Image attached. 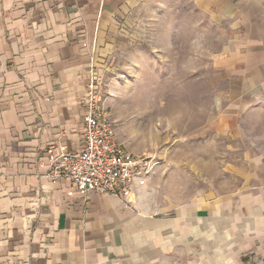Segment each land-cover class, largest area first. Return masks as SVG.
Segmentation results:
<instances>
[{"label": "crops", "instance_id": "1", "mask_svg": "<svg viewBox=\"0 0 264 264\" xmlns=\"http://www.w3.org/2000/svg\"><path fill=\"white\" fill-rule=\"evenodd\" d=\"M138 1L0 0V264H246L264 255L258 171L168 211L144 189L125 205L42 175L46 145L81 147L90 69L100 77V50ZM195 2L239 28L226 58L239 73L230 100L251 87L264 100V0Z\"/></svg>", "mask_w": 264, "mask_h": 264}, {"label": "rangeland", "instance_id": "2", "mask_svg": "<svg viewBox=\"0 0 264 264\" xmlns=\"http://www.w3.org/2000/svg\"><path fill=\"white\" fill-rule=\"evenodd\" d=\"M238 29L195 0H139L100 50L103 102L119 141L157 161L143 189L160 211L234 187L241 170L264 175V100L256 87L229 96Z\"/></svg>", "mask_w": 264, "mask_h": 264}, {"label": "built area", "instance_id": "3", "mask_svg": "<svg viewBox=\"0 0 264 264\" xmlns=\"http://www.w3.org/2000/svg\"><path fill=\"white\" fill-rule=\"evenodd\" d=\"M80 104L83 108L81 147L70 151L61 143L46 145L42 175L51 182L69 179L82 195L103 192L130 205L137 191L152 178L157 161L152 155L130 151L119 141L115 121L103 102L100 77L94 69H90Z\"/></svg>", "mask_w": 264, "mask_h": 264}]
</instances>
